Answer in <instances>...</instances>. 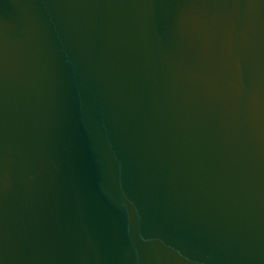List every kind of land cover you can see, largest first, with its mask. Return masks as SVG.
<instances>
[{
	"label": "water",
	"instance_id": "95a60500",
	"mask_svg": "<svg viewBox=\"0 0 264 264\" xmlns=\"http://www.w3.org/2000/svg\"><path fill=\"white\" fill-rule=\"evenodd\" d=\"M0 264H264V0H0Z\"/></svg>",
	"mask_w": 264,
	"mask_h": 264
}]
</instances>
